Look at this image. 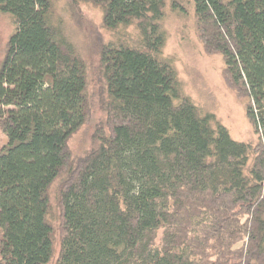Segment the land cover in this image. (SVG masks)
Instances as JSON below:
<instances>
[{
  "label": "trees",
  "instance_id": "16d2710c",
  "mask_svg": "<svg viewBox=\"0 0 264 264\" xmlns=\"http://www.w3.org/2000/svg\"><path fill=\"white\" fill-rule=\"evenodd\" d=\"M102 11L105 127L75 160L88 122L87 64L53 22V0H0L15 25L0 68V264H264V0H192L204 51L248 99L258 143L233 140L182 96L162 57L168 0H70ZM179 0H172L177 8ZM162 232V238L158 234Z\"/></svg>",
  "mask_w": 264,
  "mask_h": 264
},
{
  "label": "rangeland",
  "instance_id": "374dc122",
  "mask_svg": "<svg viewBox=\"0 0 264 264\" xmlns=\"http://www.w3.org/2000/svg\"><path fill=\"white\" fill-rule=\"evenodd\" d=\"M53 22L76 47L88 69L90 118L69 142L72 157L77 160L95 148V135L106 123L102 108L105 86L100 69L101 49L110 43H136L139 34L134 27L116 33L109 32L103 28L102 11L99 8L88 3H72L70 0H53ZM161 26L167 38L162 57L176 69L182 96L189 98L201 115H213L217 122L227 128L233 140L255 147L259 137L255 135L246 116L248 99L239 98L237 92L226 85L223 58L205 53L192 0H179L177 8H173L172 0H168ZM14 31L12 17L0 13V68ZM6 142L0 129V150ZM58 186L59 182H56L51 189L56 252L50 264H55L59 253L61 212L57 202ZM161 238L162 232L158 234V239Z\"/></svg>",
  "mask_w": 264,
  "mask_h": 264
}]
</instances>
